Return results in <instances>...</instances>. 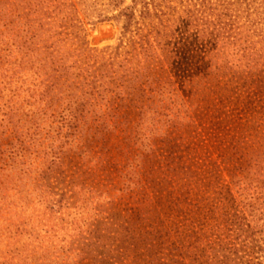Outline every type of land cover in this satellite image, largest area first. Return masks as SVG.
<instances>
[{
  "label": "trees",
  "instance_id": "1",
  "mask_svg": "<svg viewBox=\"0 0 264 264\" xmlns=\"http://www.w3.org/2000/svg\"><path fill=\"white\" fill-rule=\"evenodd\" d=\"M4 1L0 83L29 70L43 111L68 98L61 129L71 136L89 127L80 151L89 164L62 175L72 188L104 198L96 224L52 254L44 251L39 264H264V33L254 27L260 21L243 30L206 2L214 0H187L184 17L155 13L158 27L140 36L146 65L137 41L121 62H100L81 48L84 60L69 65L64 39L53 40L65 31L29 17L33 11L20 13L26 0ZM151 1L143 18L152 17V5L158 10L161 0ZM155 28L161 57L151 51ZM12 122L19 132L20 121ZM120 129L124 160L112 162L108 143ZM54 148L53 171L64 162L62 145Z\"/></svg>",
  "mask_w": 264,
  "mask_h": 264
},
{
  "label": "rangeland",
  "instance_id": "2",
  "mask_svg": "<svg viewBox=\"0 0 264 264\" xmlns=\"http://www.w3.org/2000/svg\"><path fill=\"white\" fill-rule=\"evenodd\" d=\"M4 2L0 0V5ZM21 2L20 13L33 11L29 17L52 22L55 32H66L62 36H55L53 40L64 39L59 44L62 53L68 57L69 65L83 61L89 50L93 55H98L100 62L107 63L113 59L121 62L127 57L126 51L132 50L134 41L138 42L137 51L141 52V65H146L145 52L139 41L142 34L152 30V25L158 27L160 18L154 14L164 17L162 12L166 13L165 20L166 17H184V10L191 3L187 0L155 1L156 5H160L157 6L158 10L154 5L150 7L152 17L149 19L143 18L141 13L145 3L154 2L151 0ZM195 2L200 3L202 0ZM206 2L219 5V9L228 13V18L235 20L238 25H244L243 30L250 21H260L254 27H258L256 30L260 34L264 33V0ZM23 7L26 9L23 10ZM132 15L135 18H130ZM156 32L157 28L150 34L153 44L151 51L161 57ZM172 39L174 41L175 38ZM81 48L87 49L82 57L78 56ZM17 54L14 46L13 55ZM137 64L138 61L134 60L131 65ZM79 66L83 68L84 65L82 63ZM18 76L20 79L15 78L13 82L0 83L3 93L0 97V141L5 151L0 152V264H39V260H44L40 258L44 251L45 254H52L61 245L68 244L74 233L96 224L99 204L103 203L104 198H94L88 189L81 191V188H72L71 178L62 175L72 166L83 165L86 168L89 164L80 154L85 141L90 138L89 127L84 126L85 134L81 127H76L70 136L67 127L61 129L62 111L67 106L68 98L65 101L55 100L54 110L43 111L45 103L32 95L33 90H36L32 72L25 70ZM12 114L14 118H10ZM12 121H20L19 132L15 131ZM110 138V160L123 161L118 146L126 145L124 133L120 129L113 132ZM61 145L64 162L58 170L53 171L49 168L50 160L55 157L54 147ZM227 178L230 179L229 176ZM74 192L77 193L75 196ZM256 195L260 196V193ZM262 195L263 200L264 191Z\"/></svg>",
  "mask_w": 264,
  "mask_h": 264
}]
</instances>
